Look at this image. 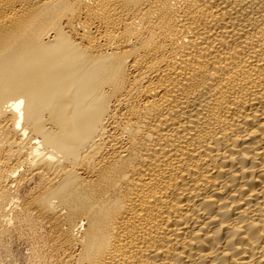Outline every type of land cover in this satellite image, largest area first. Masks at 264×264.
<instances>
[{
	"label": "bare ground",
	"instance_id": "obj_1",
	"mask_svg": "<svg viewBox=\"0 0 264 264\" xmlns=\"http://www.w3.org/2000/svg\"><path fill=\"white\" fill-rule=\"evenodd\" d=\"M21 229L26 264H264V0H0V264Z\"/></svg>",
	"mask_w": 264,
	"mask_h": 264
},
{
	"label": "rangeland",
	"instance_id": "obj_2",
	"mask_svg": "<svg viewBox=\"0 0 264 264\" xmlns=\"http://www.w3.org/2000/svg\"><path fill=\"white\" fill-rule=\"evenodd\" d=\"M38 237V235L32 234L28 229L12 232L7 240L10 254L15 259L11 264H26L31 257V252L40 246Z\"/></svg>",
	"mask_w": 264,
	"mask_h": 264
}]
</instances>
